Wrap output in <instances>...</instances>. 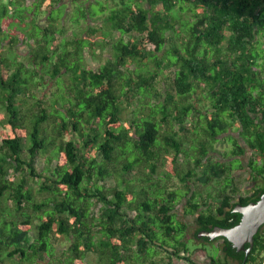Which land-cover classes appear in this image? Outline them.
<instances>
[{"label": "trees", "instance_id": "trees-1", "mask_svg": "<svg viewBox=\"0 0 264 264\" xmlns=\"http://www.w3.org/2000/svg\"><path fill=\"white\" fill-rule=\"evenodd\" d=\"M87 1L32 0L27 8L26 0H0V264H86L90 254L95 264L191 263L189 224L175 212L183 199L186 214L198 213L195 237L238 217L226 201L199 213L197 194L187 199L190 182L223 179L219 192L236 193L231 171L249 155L256 190L243 203L264 194V0ZM14 5L26 36L19 43L2 23ZM39 14L45 26L36 22ZM99 16L106 29L100 40L89 25L62 37L66 20L78 25ZM113 32L121 36L110 57L87 68ZM21 44L28 47L25 65L17 61ZM51 83L55 92L34 95ZM28 97L36 111L25 108ZM220 138L231 143L237 168L234 160L210 157ZM47 152L37 172L34 159ZM169 154L170 174L161 177ZM109 178L118 180L113 188L104 183ZM172 179L182 188L171 189ZM57 237L68 242L59 254ZM160 250L165 263L155 259ZM263 257L264 226L244 264Z\"/></svg>", "mask_w": 264, "mask_h": 264}, {"label": "rangeland", "instance_id": "rangeland-1", "mask_svg": "<svg viewBox=\"0 0 264 264\" xmlns=\"http://www.w3.org/2000/svg\"><path fill=\"white\" fill-rule=\"evenodd\" d=\"M5 1V0H4ZM90 1V2H89ZM86 2V4H90L93 0H89ZM32 0H26L25 5L27 6H23V7H27L29 8V6L31 5ZM109 3V2H108ZM3 3L0 2V5H2ZM112 5V3H111ZM19 9V8H17ZM16 10V6L14 5L13 7L9 8L10 11V16H8V23L7 22H2L4 24V31L7 32L8 35L14 36L17 39V42H22L24 40H26V36H22L21 34H19V19L14 16L13 14H16L14 11ZM75 10V5L74 4H70L67 8H66V15L65 17L69 18L73 12ZM55 16H57V14H55ZM60 17V16H59ZM102 16L96 17L95 20H89L87 22L84 21H80L78 25H74V23L72 22H68L67 20L65 21V35H63L62 37L66 38V39H71L72 36V32L74 31V29H76L77 32H81V31H86L87 29V25H89V27H93L96 29H99L98 32L96 33V37L94 36L95 39H99V36L101 35V33H103L104 31H106L105 26L103 25V21ZM44 18H40V14L39 16L36 17V22L38 24H40L41 26H45V23L43 22ZM59 22V21H58ZM26 24H29L28 22H26ZM1 33V30H0ZM86 35V33L84 34ZM120 34L117 32H113L111 37H108L106 42H105V46L104 49L101 50V52H98L99 54L96 55L95 59H91L90 62H85V65L87 68L89 69H95L98 66L102 65L104 63V61L110 57L111 51H110V44L113 43L114 41L118 40L120 38ZM100 40V39H99ZM60 42V41H59ZM7 45V44H6ZM17 50V61L18 62H22L24 65L27 63L26 61V55L28 52V47L25 44H21L20 46H18L16 48ZM86 57L90 58V56L86 55ZM165 75L167 76L168 73L165 72ZM56 91V87H53V84H49L48 87L46 88H38L36 91L33 90L34 95L39 98L42 99L45 95H50L48 93H53ZM49 99V97H48ZM27 104L25 106V108H29L30 110H34L36 111L37 108L33 105L34 100L30 99L29 97L26 99ZM48 103V101H47ZM2 111V110H1ZM29 112H26V114H28ZM2 114V113H1ZM125 119L127 120V123L130 122V120H132V115H131V109L130 111L124 114ZM49 122L45 123L44 126L48 127V130L50 131L51 129V125H48ZM231 135H233V132H230ZM235 135V134H234ZM69 138H71L73 141L77 142L79 144V138L78 135L76 133L70 134ZM192 138L191 135H186L184 138V146L189 147L190 144V139ZM231 150H232V146L231 143L225 141V138H220V140L215 143L211 149L210 152V157L212 158V160H216L218 159L220 162L222 163H227L230 159H231ZM26 155V152L24 153V157ZM49 156V152L47 153H42V154H38L36 156V158L34 159V168L36 169L37 172H42L43 169L46 167V158ZM172 156L171 154L166 155V157L164 159H162V162L159 164V168L157 170V172L159 173V176H162V173H169L170 171V160H171ZM180 160L177 161L175 164L178 165L180 164V161L182 158H179ZM249 160V155L247 156H243L241 158V164L242 167L237 168L238 165H240L239 161L234 160L231 163V166H233V168H237L236 170L231 171V176L233 179H235V185L236 188L238 190V192H240V194H249L250 191L252 190V187L255 185V183L252 181V179L250 178V171L247 168V163ZM56 164L55 161H52V163L50 164V166H54ZM170 174V173H169ZM117 179L116 178H109L107 179L104 183L106 185L107 188H113L115 186V184L117 183ZM168 184H170V188L171 189H178V188H182V184L175 179H172ZM223 184V179L221 180V182H217V181H210V183L208 185H201L200 183H198L197 181H194V185L193 186L194 190H198L199 192H202L203 195H205L206 193L214 195L219 193V190L221 189V185ZM181 190V189H180ZM179 191V190H178ZM181 191H179V193L177 194L178 196L180 195ZM195 199L200 200V197L198 195H195ZM205 201V200H204ZM216 204L214 203V206ZM186 207V199H183L182 202L177 206L175 212L178 215L177 216V220L179 221H186L188 220V223H190V227H189V234L188 237L190 238L189 240H191L192 238V232L194 231V225L191 223L193 216H191L190 214H186L185 209ZM188 237H185L184 240L188 239ZM187 241V240H186ZM68 245V242L66 241V239L61 238V237H57L56 239V243L55 246L57 248V252L58 254L64 250ZM188 253L187 254L189 257H192L195 261H200L202 260L200 255L201 252L200 251H196L197 246L195 244H193L191 241H189L186 244ZM201 248V247H200ZM204 250L206 251L207 255L212 257L213 259H217L218 258V253H217V249H215L214 247L211 246H204ZM180 255H183V253H180ZM167 252L166 251H159L158 256L155 259H164V263L166 261H168L167 259ZM96 262V255L94 254H90L87 259L85 260L86 264H95ZM6 264H12L10 262H5ZM172 264H187L185 260H178L177 258L173 257V261ZM264 264V257H263V263Z\"/></svg>", "mask_w": 264, "mask_h": 264}, {"label": "flooded vegetation", "instance_id": "flooded-vegetation-1", "mask_svg": "<svg viewBox=\"0 0 264 264\" xmlns=\"http://www.w3.org/2000/svg\"><path fill=\"white\" fill-rule=\"evenodd\" d=\"M245 156H247V155H245ZM234 158H236V157L231 155V159L229 161L234 160ZM248 162H249V160H248ZM247 165H248V163H247ZM230 179H231V181L233 183L232 188L234 190H237L236 185H235V179H233L232 176H230ZM190 185H191V192L187 196V199L190 198L192 193H196L200 197V200L198 202V205H199L198 206V210L200 211L199 213L207 214V213H209L210 210L214 211L223 202L225 203V201L229 202L230 205H232V204L234 205L232 213L236 217H238V222L235 223L233 226L228 227V228H232V227H234V226L239 224L242 216L239 213L234 212V210L237 209L238 206L239 207L240 206L244 207V206H247L250 203H253V201H249L248 203H243V200L247 199L248 197H252V195L255 193V190H256L254 188V186H253L252 190L250 191L249 194H247V195L243 194L242 195V194H240V192H238V190L236 191V193H231L230 192L231 191V187H230V188H226V191H227L226 193L225 192L224 193L219 192V193L214 194V195L206 193L205 195H203L202 192H199L198 190L195 191L193 189L194 188L193 186H195L194 182H190ZM195 188H196V186H195ZM208 195H210V196L207 197ZM205 199H209L208 205H205V202H204ZM258 200L259 199H257V201ZM254 202H256V201H254ZM214 203L216 204L215 206H214ZM186 205H187V200H186ZM184 208H187V206L184 207ZM226 213H227V210L224 213V215H221V217L225 219V217L228 215ZM197 215H198V213L191 215V216H193V219H192L191 223L195 227L194 231L192 232V235H191L192 236L191 240H189L190 238L188 237V235L186 237H188L187 243L189 241H191L193 244H195L197 246V249L195 250V252L196 251H200L201 252V254H199V255H200L202 260L195 261L192 257H190L191 263H189V262H186V263L187 264H239L238 257L241 256V254H245V258H244V262H243V264H244L245 261H246V258L251 254V251L253 249L254 238H253L252 246H250L249 244H245L243 248L242 247L241 248H235V247H233L230 244L231 245V249H234V254L230 255V254H228L227 247H225V243L228 242L226 239H224L222 237H217L214 240H210L209 238H207L204 235L206 232H210L215 227H218V226H214L212 229H210L211 225H208L207 226L208 229H203V230H201V231H199L197 233L196 237L194 236L195 229H196V226H197L196 222H195L196 219L198 218ZM177 216L178 215L176 214V217ZM234 220L235 219H229L227 223H233ZM186 223H188V220H186ZM188 224H189V227H190V223H188ZM263 226L260 227L259 231L255 235H257V234H259V233H261L263 231ZM255 235H254V237H255ZM204 246H208V247L211 246V247H214L215 249H217L218 258L217 259H213L212 257L208 256L206 251L204 250Z\"/></svg>", "mask_w": 264, "mask_h": 264}, {"label": "water", "instance_id": "water-1", "mask_svg": "<svg viewBox=\"0 0 264 264\" xmlns=\"http://www.w3.org/2000/svg\"><path fill=\"white\" fill-rule=\"evenodd\" d=\"M234 212L242 216L238 225L232 228L215 227L204 235L210 240L222 237L235 248H243L245 244L252 246L254 235L264 225V194L256 202L238 206Z\"/></svg>", "mask_w": 264, "mask_h": 264}, {"label": "crops", "instance_id": "crops-1", "mask_svg": "<svg viewBox=\"0 0 264 264\" xmlns=\"http://www.w3.org/2000/svg\"><path fill=\"white\" fill-rule=\"evenodd\" d=\"M261 52H262V57H264V39H262V45H261Z\"/></svg>", "mask_w": 264, "mask_h": 264}]
</instances>
